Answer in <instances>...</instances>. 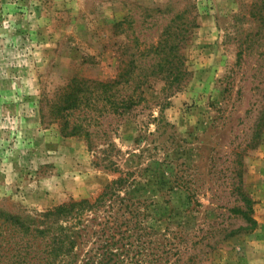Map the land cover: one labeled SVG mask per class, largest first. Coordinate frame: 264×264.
Returning <instances> with one entry per match:
<instances>
[{
  "label": "rangeland",
  "instance_id": "obj_1",
  "mask_svg": "<svg viewBox=\"0 0 264 264\" xmlns=\"http://www.w3.org/2000/svg\"><path fill=\"white\" fill-rule=\"evenodd\" d=\"M160 38L179 40V85L144 84L122 116L99 99L92 146L62 131L51 108L72 78L112 79L133 57L150 70ZM121 173L159 236H184L172 264H264V0H0V209L94 199Z\"/></svg>",
  "mask_w": 264,
  "mask_h": 264
},
{
  "label": "trees",
  "instance_id": "obj_2",
  "mask_svg": "<svg viewBox=\"0 0 264 264\" xmlns=\"http://www.w3.org/2000/svg\"><path fill=\"white\" fill-rule=\"evenodd\" d=\"M168 30L169 27L165 32ZM146 49L155 56L150 70L140 69L137 58L133 57L112 79H71L61 100L51 108L66 135H84L92 146L89 127L97 117L91 110L99 99L104 101L106 114L122 116L144 99L141 90L144 84L164 81L172 87L182 82L187 70L179 40L160 38ZM77 111L84 114L81 119L77 117L80 122L73 121ZM128 181V174L121 173L94 199H71L38 214L23 215L0 209L1 242L6 239L3 229L7 227L11 230L8 237L12 236L10 240L15 243L10 264H172L179 261L185 247L176 239L185 240L184 236L177 233L160 237L161 232L147 222L146 202L132 195ZM239 193L244 203L233 209L253 222L251 199L243 191Z\"/></svg>",
  "mask_w": 264,
  "mask_h": 264
}]
</instances>
